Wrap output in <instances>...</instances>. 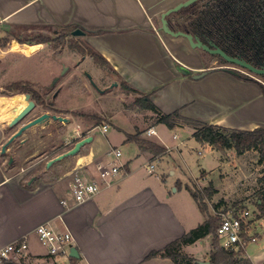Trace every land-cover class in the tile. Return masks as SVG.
I'll list each match as a JSON object with an SVG mask.
<instances>
[{
	"label": "crops",
	"instance_id": "crops-1",
	"mask_svg": "<svg viewBox=\"0 0 264 264\" xmlns=\"http://www.w3.org/2000/svg\"><path fill=\"white\" fill-rule=\"evenodd\" d=\"M184 1L187 0H0V23L3 26L23 25L20 27L35 30L42 26L58 30L65 27L72 31L80 29L85 34L74 37L99 54L120 81L141 94H147L150 102L162 113L179 111L183 117L236 130L264 129V93L258 84L230 75L222 69L223 66L206 65L202 56L200 60L203 51L192 49L186 39L172 37L161 30L160 16ZM204 1H196V6ZM184 10L166 16L172 31H177L183 16L190 15L191 9ZM40 45L27 46L13 42L9 52L29 56ZM70 55H76L75 51ZM85 59L81 58L82 61ZM178 66L191 74L180 73ZM201 72L206 74L200 79L191 76ZM40 83L33 84V87L38 89L43 84ZM22 106L17 102L14 108L0 109V148L6 140L5 127ZM38 108L35 104L34 110L12 133L23 123L47 112H38ZM62 113L59 115L69 119L68 125L62 124V147L66 151L72 147L70 143L64 144L72 141L71 136L77 137L81 133L83 137L90 136L91 130L87 119ZM154 120L156 122V117ZM49 125L31 127L16 139L17 143L14 144L18 148L11 165L5 166L0 155V248L30 233L39 224L49 223L57 230L67 229L71 233L73 247L78 253L75 264H173L169 259H144L149 252L163 248L195 228L204 218L199 220L195 201H172L173 197L167 194L163 184V177L155 175V183L161 184L158 186L135 177V174L145 169L142 165L148 160L153 163L184 143L167 146L151 138L154 136L160 140L156 132L147 137L146 130L154 129L153 125L144 131L138 129L148 141L164 147L163 154L154 157L148 151H140L136 144L126 142L124 138L122 143L134 148L133 153L143 159H122L126 162L128 175L121 183L66 210L60 205V200L67 197L69 182L65 185L62 178H53L56 164L70 160V172L81 163L101 158L110 146L107 145L105 150H100L97 144L90 147L92 138L76 156L46 168V162L64 150L56 152L45 160L41 173L36 167L31 171L38 176L28 182L22 165L37 156L38 145L47 142L48 136L38 138L36 134ZM68 127H72L70 133ZM184 127L188 126L175 128ZM172 138L177 139L175 134ZM225 165L222 163L217 167ZM154 173L155 167L151 174ZM50 174L52 177H48ZM176 183L181 187L184 185L180 179ZM37 243L36 237L29 235L30 253L43 255L44 251L39 249ZM260 258L257 261L264 264V255Z\"/></svg>",
	"mask_w": 264,
	"mask_h": 264
},
{
	"label": "rangeland",
	"instance_id": "rangeland-1",
	"mask_svg": "<svg viewBox=\"0 0 264 264\" xmlns=\"http://www.w3.org/2000/svg\"><path fill=\"white\" fill-rule=\"evenodd\" d=\"M187 19L188 16H183L182 19H180V23L184 24ZM20 26L11 24L3 26L0 23V41H3L5 38L4 31L13 32L14 35L26 42L37 36L46 38L49 41L38 46L29 56L23 53L12 52L11 54V52H9L10 45L13 44V42L18 45H35L18 43L17 40L11 36H6V41L3 43V46L0 44V109L3 107L5 109L10 106L14 108L17 103L15 97L19 95L23 96V93L20 92L6 94L5 87L10 82L23 80L31 83V81H33V84H37L38 82V85L42 82L43 84L41 87H38L40 93L45 92V88L43 87H46L47 90V87L54 84L53 90L45 97L46 102L49 101L55 89H64L60 91V94L58 93L59 95L57 94L54 99L55 107L58 109L71 107L74 110L72 112H67L70 116L76 117L78 112H83L84 115L81 117L84 119L94 116L96 121L100 122V124L96 125L94 122L88 123V128L91 130L89 134L93 138V143L90 147L97 144L100 150H105L108 148L106 146L109 145L110 148L116 147L121 151L123 160L129 157H135L136 160L143 159L133 153L135 151L134 148H129L128 145L122 142L126 134L134 133L138 129L144 131L151 125L154 126V130L160 139L157 140L156 137L152 136L151 138L153 140L161 141L167 146L178 142L184 143L183 145H179L177 149L164 154L161 158L152 163L155 167L154 174L148 173L143 169L135 174V177H139V179L149 183H155V175L161 178L163 177L165 182L163 184L168 191L167 194L173 197L172 201H194L188 191L183 187L185 184H188L185 186H189L195 191H199L204 187H211L210 189L214 190L211 194L212 197L209 199L206 198V191H203L199 197V207L207 213V215H203L196 206L199 220L207 216L214 217V215H217L216 213L223 212L225 209H229V207H234L229 209L232 213H238L243 209L250 211V219L253 220L255 226L251 228L249 235L257 236L254 240L249 239L246 242L244 246L245 255L248 257L251 264H263L262 261L259 263L257 259L260 261V257L264 255V220L257 218L259 212L255 207V202L258 198L257 193L262 189L264 182L262 180L264 176L263 154H260L257 150L246 151L240 155L236 154L232 149L218 152L206 144L195 141L191 134L192 130L188 127L169 129L164 124L156 123L157 120L155 122L154 118H158V116L153 114L154 117L149 111L137 107L134 104V100L137 96L124 91L120 86L119 78L110 67L98 62L96 58H92L90 56L91 51L85 49L82 46V42H80L77 37L62 35L60 30L50 27L45 28L42 26L41 29L35 30ZM73 51H75L76 55L71 56L70 54ZM201 56L206 65L212 64L223 67L234 66L231 64L228 66L222 65L228 63H222L219 56L210 55L204 51L200 55V60ZM82 57H86V59L82 61ZM77 62H80L78 67H76ZM64 68H67L66 70L68 71H64ZM83 71L84 76L82 75ZM249 75L252 77L255 76L251 73H249ZM88 76L93 84L98 86L100 91H98V88H94ZM57 77L61 78L59 82L55 83ZM114 83H116L115 86L113 85ZM33 84L31 83L32 88ZM103 88L107 89L102 90ZM54 94H56V92H54ZM6 99L10 100L5 101ZM38 106V112L46 110L42 103H39ZM58 112L66 114V111L59 110ZM101 124L107 125V132L104 134L99 130ZM55 125L62 128L59 122H55V124L52 123L36 134L38 138L48 136L47 142L37 147V155L44 153V155L47 156L36 166L38 173H41L45 160L49 156H54V154L59 151H65L62 145L64 130L57 131L58 127ZM71 128L72 127L69 128V133L71 132ZM13 129H15V127L11 129L5 127L6 139L9 138ZM173 134L176 135V140L172 138ZM139 137L147 140L149 136L146 137L141 133ZM70 138L74 139L76 135ZM16 141L17 140H15V143H17ZM11 144L9 145V147H11L10 152H8L9 154L7 155H13L17 152L16 144ZM148 153L153 155L150 152ZM160 154L163 153H159V155ZM3 159L5 163V157H3ZM37 160L38 158H33L29 162L23 163L22 166L26 167ZM222 163L226 164L225 167H217ZM56 165L57 168H55L53 176V178L56 179L58 177L61 178L64 173L67 174L72 166L70 160L62 163L59 162ZM48 177H52V174ZM62 179V183L68 185L69 178L63 177ZM178 179L184 184L182 187L180 184L176 183ZM155 185L159 186L161 184L155 183ZM234 209L236 211H234ZM196 225L197 223L194 227ZM210 240L211 237L209 236L201 240V242L198 241L195 244L183 246L181 252L195 259L197 262L196 264H198V262H209V253L211 251L209 245ZM223 242L224 241L220 239V244ZM37 245L43 252L44 249L41 248L38 243ZM19 264L68 263L63 259L55 262L31 255L22 260Z\"/></svg>",
	"mask_w": 264,
	"mask_h": 264
},
{
	"label": "trees",
	"instance_id": "trees-1",
	"mask_svg": "<svg viewBox=\"0 0 264 264\" xmlns=\"http://www.w3.org/2000/svg\"><path fill=\"white\" fill-rule=\"evenodd\" d=\"M196 5L195 2L181 9L182 11H186L184 9H191V12L186 22L184 24L180 23L176 28L177 31L197 36L203 43H207L208 40H210L228 55H232V52H242L245 53L246 58L252 61L258 60L264 64V0H206L200 6ZM194 6H196V8H193ZM253 6L255 9L252 8ZM231 7L235 8V18L239 20L230 22L227 19V16L229 17V13L232 11L230 9ZM258 13L260 14V20L257 18ZM59 30L62 35L70 37L71 28L65 27ZM4 35V40L0 41L1 46L4 45L3 43L6 41V36L14 37L18 43L28 45L44 44L49 41L46 38L37 36L33 38L34 40H27L26 42L14 35L13 32L7 31H4ZM82 46L91 51L90 56L92 58H96L98 62L110 67L108 63L90 47L83 44ZM220 60L222 63H225L224 60ZM236 77L240 78L238 75ZM120 86L124 91L137 96L134 100V104L137 107L152 111L155 116H158V118L156 117L157 122L164 124L169 129H173L176 126H188L193 130L192 137L195 141L206 144L218 152L232 149L236 154L240 155L246 151L257 150L260 154L264 155V129H230L183 117L179 114V111L164 114L150 102L147 94H141L138 90L124 81H120ZM5 90L6 94H14L17 92L29 94L30 98L35 103H43L41 95L33 89L31 83L27 81L16 80L10 82L6 85ZM97 124H100V122L97 121ZM140 134L141 132L139 131H136V133L132 135L128 134L125 136V141L134 143L140 151H148L153 155H158L165 151V148L159 144L140 138ZM262 180L264 181V176ZM185 188L196 202L200 212L203 215H207L206 211L201 210L199 207V197L203 191H206L205 197L209 199L212 197L211 194L214 190L210 189L211 187L209 186L199 191H195L189 186ZM257 194L258 198L255 202V207L259 212L257 218L264 220V182L262 189H260ZM231 208L234 207H229V209ZM229 209H225L223 212L226 213ZM234 211L236 210L234 209ZM252 222L253 220H249V224ZM219 225V216H207L202 223L198 224L195 228L186 232L181 237L173 240L159 250L149 252L144 260L163 258L171 260L174 264H196V260L182 253L181 248L183 246L195 244L210 236V264H251L250 260L245 257L244 247L239 248V250L235 252L230 249H225L220 244V237L218 235ZM256 236H254V238ZM76 261L77 258L70 257L69 259V263L72 264H75Z\"/></svg>",
	"mask_w": 264,
	"mask_h": 264
},
{
	"label": "built area",
	"instance_id": "built-area-1",
	"mask_svg": "<svg viewBox=\"0 0 264 264\" xmlns=\"http://www.w3.org/2000/svg\"><path fill=\"white\" fill-rule=\"evenodd\" d=\"M99 130L104 134L107 132V125L101 124ZM153 128L146 130V135H155ZM175 137V136H174ZM148 173H153L154 165L148 160L142 165ZM128 175L126 162L122 160V153L118 148H110L101 158L89 163H81L75 169L67 173L70 177L67 197L60 200V205L68 210L78 204L93 199L103 190L117 186ZM220 217L218 235L224 242L221 244L225 249L237 252L243 248L249 239L251 228L249 224L251 212L243 209L237 214L228 210L226 213H216ZM29 235H34L41 248L43 255L39 257L44 260L57 261L65 260L69 264L70 249L73 247V237L67 230H57L49 223H42L36 226L30 233L25 234L0 248V264H19L30 253Z\"/></svg>",
	"mask_w": 264,
	"mask_h": 264
},
{
	"label": "water",
	"instance_id": "water-1",
	"mask_svg": "<svg viewBox=\"0 0 264 264\" xmlns=\"http://www.w3.org/2000/svg\"><path fill=\"white\" fill-rule=\"evenodd\" d=\"M198 0H187L184 1L182 3H179L178 5L174 6L173 8L169 9L168 11H166L165 13H163L160 16V23H161V30L163 31V33L168 34L172 37H182L184 39H186V41L188 42L189 46L192 49H200L204 52H207L210 55H217L219 56L222 60H224L226 63L228 64H233L239 67H242L246 70H248L249 72L256 74V75H264V68L261 69H257L251 65H249L248 63H246L243 60H240L238 58H233L230 57L229 55H227L224 51H222L219 47H217L216 45L208 42V43H203L197 36H193L189 33H185V32H181V31H172L169 26H168V22L166 20V16H168L170 13L173 12H177L182 8L188 7L189 5L195 3ZM85 33L80 30V29H75L73 31H71V36H83ZM177 69L180 71V73L185 74V75H189L191 74V72L187 69H185L182 66H178ZM65 70V69H64ZM226 70L230 75L233 76H237L238 74L234 71H232L231 69H224ZM206 74V72H201L195 75H191L193 77V79H200L201 77H203ZM88 78L90 79V77L88 76ZM92 85L93 82L90 79ZM114 86L116 85V83L113 84ZM95 86V85H94ZM2 98H6V97H2ZM16 102H20L22 103V109H20L16 115H14L12 117V119L8 122V128H14L17 125H19L20 123H22V121L34 110L35 108V103L34 101L30 98L29 94H24L16 96L15 97ZM15 102V103H16ZM51 121H56L59 123H67V119L62 117V116H58V115H50L49 113H42L40 115H38L37 117L31 119L30 121L23 123L18 129L17 131H15V133H13L9 139L1 146L0 149V153H4L5 152V148L13 142L14 139L20 137L22 135V133L24 131H26L27 129L37 126V125H47L49 122ZM79 136V135H78ZM76 137L74 139H72V147L70 149H67L66 151H64L63 153L53 157L52 159H49L46 162V168H49L50 166H52L53 164L62 161L65 158L68 157H74L76 156L80 150L86 146L87 144H89L92 141V137L91 136H86L83 137L81 139H79V137ZM70 257L72 258H78V253L77 250L72 247L70 249ZM198 264H210L209 262L205 261V262H198Z\"/></svg>",
	"mask_w": 264,
	"mask_h": 264
},
{
	"label": "flooded vegetation",
	"instance_id": "flooded-vegetation-1",
	"mask_svg": "<svg viewBox=\"0 0 264 264\" xmlns=\"http://www.w3.org/2000/svg\"><path fill=\"white\" fill-rule=\"evenodd\" d=\"M253 9H255V7L253 6L252 7ZM232 11L229 13V17L227 16V19L230 21V22H233V21H235V20H239L238 18L236 19L235 18V13H234V11H235V8H233V7H231L230 8ZM238 15V14H237ZM257 18H258V20H260V14L258 13L257 14ZM208 42H210V43H212L210 40H208ZM207 42V43H208ZM212 44H214V43H212ZM215 45V44H214ZM223 51V50H222ZM231 52V51H230ZM227 54V53H226ZM255 54V53H254ZM228 55V54H227ZM230 57H233V58H238V59H240V60H243V61H245L246 63H248L249 65H251V66H253V67H255V68H257V69H261V68H264V64L262 63V62H260V61H258V60H255V61H252V60H250V59H248V58H246V56H245V53H235V52H232V55H229ZM80 62H77V64H76V67H78L80 64H79ZM226 63V62H225ZM222 65H229V64H222ZM231 65H233V64H231ZM65 70L64 71H68V70H66V68H64ZM222 69H231L232 71H234V72H236L237 74H238V76L240 77L239 79H243V80H246V81H249V82H254V83H256V84H258L260 87H261V89H262V92L264 93V75H256V74H253V73H251V72H249L248 70H246V69H244V68H242V67H239V66H236V65H234V66H232V67H226V66H224V67H222ZM226 71V70H225ZM86 72V71H85ZM227 72V71H226ZM249 73H251V74H253V75H255L254 77H252L251 75H249ZM83 76H84V71H83V74H82ZM61 77H63V76H61ZM61 77H57V79H55V83H57V82H59V80H60V78ZM236 77V76H235ZM54 85V84H53ZM53 85H51L50 87H47V90H46V87H43V88H45L44 90H45V92H43V93H40L38 90L39 89H35L34 87H33V89H35L40 95H41V97H42V99H43V105L45 106V109L46 110H44V111H47V112H45V113H49L50 115H58V116H60L59 114H61L62 112H58L59 110L58 109H56V107L54 106V99L56 98V96H57V94L61 91V89H59V88H57V89H55V91L54 92H56V94H54V92H53V94H51V97H50V99H49V101L48 102H46L45 101V97L46 96H48L49 95V92L50 91H52L53 90ZM96 85V84H95ZM94 86V85H93ZM94 88H98V86L96 85V86H94ZM105 89H107V88H103L102 90H105ZM98 91H100L99 90V88H98ZM24 95V94H23ZM35 103V102H34ZM36 105H38L39 103H35ZM55 107V108H54ZM68 111H66V113H67ZM72 112V111H71ZM65 113V112H64ZM78 115H76V116H83L84 115V113L83 112H78L77 113ZM63 117V116H62ZM64 118H66V117H64ZM67 119V118H66ZM87 121H89V123L90 122H94L95 123V125L97 124V121H96V119H95V117L94 116H92V117H88V119H87ZM55 122L56 121H51L50 120V125L53 123V124H55ZM48 123V124H49ZM68 125L69 124V119H67V123H60V125ZM56 126V125H55ZM56 127H58V126H56ZM7 129H10V128H8V126H7ZM60 130H62V128H60V127H58L57 128V131H60ZM6 133V132H5ZM15 133V132H14ZM13 133H11L10 134V136L12 135ZM83 134L81 133V135H79V138H83V136H82ZM9 136V137H10ZM42 137H44V136H42ZM9 138H7L6 140H5V142L8 140ZM15 140L16 139H14L13 140V142H12V144L13 143H15ZM4 142V143H5ZM3 143V144H4ZM68 143H71L72 144V142H70V141H67V142H65L64 144H68ZM2 144V145H3ZM11 144V143H10ZM9 144V145H10ZM11 144V145H12ZM1 145V146H2ZM9 145L5 148V152L4 153H0V155L2 156V157H5V159H6V161H5V166H9V165H11L12 163H13V161H14V157H13V155L11 154V155H7V154H9L8 153V147H9ZM62 145H63V143H62ZM88 145V144H87ZM18 148V147H17ZM1 149V148H0ZM44 153H42V154H39V155H37L36 157H34V158H38V160L37 161H39V159H40V161H43L44 159L43 158H46L47 156L46 155H44ZM7 157V158H6ZM42 157V158H41ZM36 161V162H37ZM39 161V162H40ZM29 162V161H28ZM36 162H32V164H30V165H28V166H26V167H23V169H22V172H24V175H28V182H30V181H32V180H35V178L38 176V175H35L34 173H32L31 171H33L34 169H35V167H36ZM87 164V163H86ZM66 175L67 174H65L63 177H66ZM63 177H61V178H63ZM60 178V177H59Z\"/></svg>",
	"mask_w": 264,
	"mask_h": 264
}]
</instances>
